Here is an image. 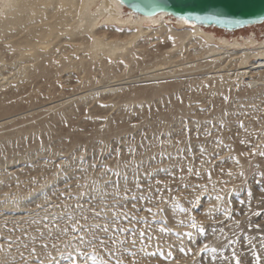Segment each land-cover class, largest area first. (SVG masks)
<instances>
[{
	"label": "rangeland",
	"instance_id": "1",
	"mask_svg": "<svg viewBox=\"0 0 264 264\" xmlns=\"http://www.w3.org/2000/svg\"><path fill=\"white\" fill-rule=\"evenodd\" d=\"M167 25L0 99V264H264V65L217 78ZM202 28L261 38L264 21Z\"/></svg>",
	"mask_w": 264,
	"mask_h": 264
},
{
	"label": "bare ground",
	"instance_id": "2",
	"mask_svg": "<svg viewBox=\"0 0 264 264\" xmlns=\"http://www.w3.org/2000/svg\"><path fill=\"white\" fill-rule=\"evenodd\" d=\"M167 24L182 28V33L175 37L179 48L184 43L192 44L194 52L201 51V55L211 58L204 57L209 60L208 64L218 63L212 67L216 69L217 78L230 75L226 69L228 66H234L235 76H243L249 68L257 67V63L264 65V34L261 38H256L254 33L228 38L166 11L151 15L133 12L121 0H0V70L9 69L14 71L13 77L21 76L9 89L0 90V99L17 92L22 82L37 78L36 72L52 66L81 67L96 60L98 51L113 55L144 32L152 34L171 30L173 26ZM107 27H131L130 39H125L124 45L115 40H103L98 30ZM82 32L90 35L84 44L75 41V36ZM171 56L168 54L164 59L169 61ZM163 68L160 64L158 70ZM174 71L173 68L160 73L152 70L146 72L145 77ZM255 80L250 79V83ZM122 84L104 85L102 91H115ZM221 84L220 80L215 90L220 89ZM84 93L86 91L76 94L83 97ZM48 104L49 109L58 105L57 101ZM12 117L15 116L2 118L0 123Z\"/></svg>",
	"mask_w": 264,
	"mask_h": 264
},
{
	"label": "water",
	"instance_id": "3",
	"mask_svg": "<svg viewBox=\"0 0 264 264\" xmlns=\"http://www.w3.org/2000/svg\"><path fill=\"white\" fill-rule=\"evenodd\" d=\"M121 2L136 13L151 15L166 11L175 17H182L205 27L215 26L233 30L264 21V0H121Z\"/></svg>",
	"mask_w": 264,
	"mask_h": 264
},
{
	"label": "snow or ice",
	"instance_id": "4",
	"mask_svg": "<svg viewBox=\"0 0 264 264\" xmlns=\"http://www.w3.org/2000/svg\"><path fill=\"white\" fill-rule=\"evenodd\" d=\"M197 19H200V17H196ZM237 22H239V21H237ZM262 155H264V153H262ZM219 198V197H218ZM148 211H151V209H148ZM193 227H195V224H193ZM106 230V229H105ZM201 231H203V229H201ZM71 264H76V261H75V259H72L71 260Z\"/></svg>",
	"mask_w": 264,
	"mask_h": 264
}]
</instances>
